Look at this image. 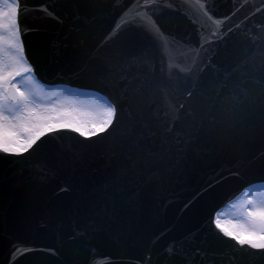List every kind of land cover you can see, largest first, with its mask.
<instances>
[{"label":"water","instance_id":"obj_1","mask_svg":"<svg viewBox=\"0 0 264 264\" xmlns=\"http://www.w3.org/2000/svg\"><path fill=\"white\" fill-rule=\"evenodd\" d=\"M19 2L35 78L121 111L90 139L56 129L0 153V264H264L213 223L264 183V0H160L157 44L112 32L130 0Z\"/></svg>","mask_w":264,"mask_h":264},{"label":"snow or ice","instance_id":"obj_2","mask_svg":"<svg viewBox=\"0 0 264 264\" xmlns=\"http://www.w3.org/2000/svg\"><path fill=\"white\" fill-rule=\"evenodd\" d=\"M159 10L160 0H130L118 14L112 32L119 34L124 29H130L142 33L153 44H157L162 35L156 19ZM19 11V0H0V153L20 156L32 149L46 132L56 129H69L80 137L90 139L114 128L119 122L121 111L117 103L98 106L96 110L103 114L100 120H82L64 101L57 99L53 103V98L59 97L63 92L45 93L35 85L33 77L37 69L34 61L28 57L22 39ZM260 11L262 10L257 9V12ZM252 15L255 16V13ZM259 31L264 32V24H261ZM197 70L198 68L189 71L194 73ZM235 90L245 99L252 96L243 80L237 82ZM192 96L193 92L187 91L186 99ZM184 107L185 104L180 102V109ZM172 111L178 112L179 109L172 106ZM90 124H96L97 127H89ZM202 130L203 123L185 135L191 138ZM153 155L150 150L145 152L143 162L149 163ZM137 163L134 160L131 166L136 167ZM245 192L247 193V189ZM234 207L240 213L241 219L233 223L230 229L222 227L221 214L217 213L213 220L215 227L224 237L235 241L241 249L247 247L256 254L264 255V196L246 195ZM34 251L55 254V250ZM172 252H175V248ZM35 264H45V261L37 258Z\"/></svg>","mask_w":264,"mask_h":264},{"label":"rangeland","instance_id":"obj_3","mask_svg":"<svg viewBox=\"0 0 264 264\" xmlns=\"http://www.w3.org/2000/svg\"><path fill=\"white\" fill-rule=\"evenodd\" d=\"M35 85L43 90L45 93L63 92L59 97L53 98V103L56 100L64 101L68 107L73 108L77 117L82 120H100L103 118L102 112L96 110L98 106H104V102L101 101L95 94L88 92H79L76 90L68 89L65 87L57 88H45L39 84L33 77ZM68 90V91H64ZM89 127H97L96 124H90ZM246 195L251 196H264V185H257L247 189V193L244 191L235 201L227 205L219 213L221 214L222 227H229L231 229L232 224L241 219L240 213L234 205H238L246 198Z\"/></svg>","mask_w":264,"mask_h":264}]
</instances>
